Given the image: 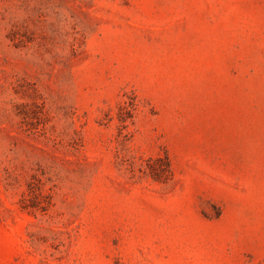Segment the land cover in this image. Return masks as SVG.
Masks as SVG:
<instances>
[{
    "label": "rangeland",
    "instance_id": "374dc122",
    "mask_svg": "<svg viewBox=\"0 0 264 264\" xmlns=\"http://www.w3.org/2000/svg\"><path fill=\"white\" fill-rule=\"evenodd\" d=\"M0 264H264V0H0Z\"/></svg>",
    "mask_w": 264,
    "mask_h": 264
}]
</instances>
